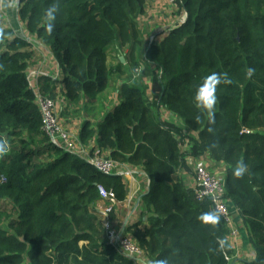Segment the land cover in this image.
I'll return each instance as SVG.
<instances>
[{
  "label": "trees",
  "instance_id": "obj_1",
  "mask_svg": "<svg viewBox=\"0 0 264 264\" xmlns=\"http://www.w3.org/2000/svg\"><path fill=\"white\" fill-rule=\"evenodd\" d=\"M53 2L19 0V19L34 41L0 31V141L8 144L0 154V264L135 263L108 244L97 210L99 187L127 201L126 179L103 175L54 146L43 129L27 78L38 63L36 45L52 55L60 74L39 79L42 94L64 100L63 119L72 106L87 114L81 144L150 179L141 219L130 232L152 264L165 258L230 264L235 256L227 224L211 201L197 200L182 175L191 172L189 158L203 156L226 167L225 198L239 211L256 254L243 264H264V0H176L187 20L163 39L159 55H145L138 27L148 0H55L49 33L43 14ZM112 49L125 65L109 64ZM148 62L160 71L151 100L142 79L150 76ZM248 68L255 70L251 78ZM135 70L142 81H123ZM212 72L227 73L232 84L217 87L210 121L193 96ZM114 88L116 104L95 124L89 119L95 105L105 110L102 96ZM162 109L184 128L156 116ZM235 167L246 174L236 176ZM205 213L217 222L203 224Z\"/></svg>",
  "mask_w": 264,
  "mask_h": 264
},
{
  "label": "crops",
  "instance_id": "obj_2",
  "mask_svg": "<svg viewBox=\"0 0 264 264\" xmlns=\"http://www.w3.org/2000/svg\"><path fill=\"white\" fill-rule=\"evenodd\" d=\"M18 5L19 0H1L0 1V31L10 29L14 31L17 37H23L26 35L27 27L26 24L21 22L18 16ZM176 6L169 2V0H148L147 3V11L146 15L142 17L144 22L142 23V19L140 18L138 22V27L143 33L144 36V51L145 55L153 50L157 55H159V48L160 44L167 36L171 30L176 25L177 21L183 16L181 13L182 11L175 10ZM180 12V13H179ZM155 37V41L152 45L149 44V38ZM36 51L38 52L36 55V59L38 60V63L35 65H31L29 68V71L32 72L34 69H39L40 71L44 72L46 74V77L49 76L50 78H55L58 76L59 68L55 60L53 59L52 55L44 48H42L41 45H36ZM117 54V53H116ZM119 56V54H117ZM115 56V50L112 49L109 53V64L111 65V59ZM156 59H160V56H156ZM144 60L148 61L146 56H144ZM149 69L151 72H149L150 76L143 78V83L148 87V96L147 98L151 100L152 98V79L159 76L160 71L156 63L148 62ZM146 67H143V70H145ZM113 90V89H112ZM112 96H117V92L114 90L112 93ZM116 102V99H115ZM116 104V103H115ZM105 107L107 105L105 104ZM161 117L162 121L177 124L178 126L182 125L181 121L177 120L172 114L168 112H164V109L160 110V113H158ZM104 115V114H103ZM69 123H74L72 126H80L81 128V120H78V118L73 117H65L64 118ZM90 119V118H89ZM92 120V119H91ZM92 122L95 123V121L92 120ZM99 123V121H98ZM78 131V128L77 130ZM79 133V132H77ZM184 150H187V144L184 145ZM207 162L210 167H216L218 166L220 170L224 174L225 179V172L226 167L222 164H216L212 162L209 157L203 156L201 158L195 159V158H189L188 163L189 167L191 169V172L184 173V175L187 186L194 188L195 187V180H194V169L198 164ZM223 168V169H222ZM139 171V170H138ZM134 179L128 181V201H126L123 205L119 206L115 213L112 215L110 221L112 226L115 229L118 230H125V233L130 237L133 238L130 228L134 225L139 223L142 213L144 211V205L143 207L136 211L133 215V209L137 205V202L133 199V194L136 192L138 195H141L142 197L145 196L149 191V184L147 182V178L144 174V172L139 171L138 173H134ZM132 200L129 202V199ZM143 204V202H142ZM104 203L99 202L97 204V210L100 212L101 208H103ZM231 209V215H232V224L230 227H228V243L235 249V256L230 260V264H243L244 262H254L256 260V254L253 251L250 242H249V236L248 232L242 222L241 216L237 209H235L230 204ZM103 224V223H102ZM233 230H238L239 235L238 237L234 239H230V234ZM134 239V238H133ZM135 240V239H134ZM146 252V251H145ZM147 255V253H146ZM148 256V255H147ZM148 259V257H147ZM134 264H152L149 260L147 263H144L143 261L134 260Z\"/></svg>",
  "mask_w": 264,
  "mask_h": 264
},
{
  "label": "built area",
  "instance_id": "obj_3",
  "mask_svg": "<svg viewBox=\"0 0 264 264\" xmlns=\"http://www.w3.org/2000/svg\"><path fill=\"white\" fill-rule=\"evenodd\" d=\"M169 2L175 4L176 0H169ZM185 18L186 14L184 13L183 17L177 21L174 28L183 24ZM22 38L34 41V38L29 33L24 35ZM148 41L149 44L152 45L155 41V37H150ZM42 76H46V74L39 69H34L32 72L28 70L27 78L35 93V102L41 113L43 129L48 135L50 142L54 146L60 147L71 154L77 155L82 161L90 164L103 175L123 177L126 181L135 180L134 173H138L141 170L128 165L118 164L112 159L100 155L97 151L92 152V145L84 146L81 144L79 140V133H73L70 131V129H68L63 122L65 119L61 118L59 114V104H63L64 100L60 98L53 100L42 94L38 83ZM59 76L60 74L58 73V76L55 79H58ZM207 164V162H202L201 164H198L193 171L195 180V187L193 189L195 191L196 198L198 201H211L217 215L225 221L228 227H230L232 224L230 204L232 205V203L225 198V179H220L218 173L213 171L212 167ZM146 178L150 186V179L147 176ZM1 181L2 183H6L5 178H2ZM98 191L100 200L104 203L103 208L100 210V215L105 228L106 240L108 244L116 252L127 258L147 263L148 259L146 252L136 243V241L133 238H130L125 233V230L115 229L111 224L110 219L112 215L115 213L116 209L125 202L119 203L114 193L108 192L102 187H99ZM133 199L137 202V205L134 207L132 215L143 207L141 195H138V193L135 192L133 194ZM131 200L132 198L129 199V202ZM238 235L239 231L233 230L230 234V239L235 240Z\"/></svg>",
  "mask_w": 264,
  "mask_h": 264
},
{
  "label": "clouds",
  "instance_id": "obj_4",
  "mask_svg": "<svg viewBox=\"0 0 264 264\" xmlns=\"http://www.w3.org/2000/svg\"><path fill=\"white\" fill-rule=\"evenodd\" d=\"M58 11V4L53 2L49 7L44 11V19L46 21L45 27L46 30L51 33L54 28V21L56 19V14ZM255 70L252 68L247 69V77L251 78ZM221 84L230 85L232 80L228 78L227 73H217L212 72L210 75L203 78V80L195 86V92L193 96L194 103L196 107L203 112L207 113L209 120L214 119V107L217 102L216 90L217 87ZM8 150V144L6 141H0V154L5 153ZM243 171H238L236 174L239 176ZM200 221L205 224H215L218 220L214 213H205L199 217ZM156 264H169L168 260L160 259L156 261Z\"/></svg>",
  "mask_w": 264,
  "mask_h": 264
},
{
  "label": "rangeland",
  "instance_id": "obj_5",
  "mask_svg": "<svg viewBox=\"0 0 264 264\" xmlns=\"http://www.w3.org/2000/svg\"><path fill=\"white\" fill-rule=\"evenodd\" d=\"M1 1V0H0ZM175 6H176V8H175V10L176 11H180V9H179V6L177 5V3H175L174 4ZM184 11H182L181 13H183ZM183 17V16H182ZM181 17V18H182ZM180 18V19H181ZM142 19V18H141ZM143 20V19H142ZM144 22V20L142 21V23ZM166 37V36H165ZM112 61H111V65L112 66H117V61L119 60V56L115 53V56L111 59ZM146 62V64H147V61L146 60H142V62L141 63H145ZM149 71V70H148ZM133 72V73H132ZM126 74H127V76H125L124 78H123V81H129V82H132V80H138V81H142V75H141V73L140 72H138V70H135V71H131V73L129 72V71H126ZM132 75H134L133 77H132ZM142 78V79H141ZM148 78V77H147ZM149 79V78H148ZM119 84H121V83H119ZM153 85V84H152ZM119 88V87H118ZM118 88H114L113 90L112 89H110L109 91H108V93H105L103 96H102V103H104V105L106 104L107 105V107H105V110H102V109H100V105L99 104H96L95 105V110H94V112L92 113V115H90V119H92L93 121H95V124H97V122L98 121H100L101 119H102V117H103V114H105L106 112H108V111H110V110H112V108L114 107V105H115V99L117 100V97L115 96V95H113L112 96V92L114 91V90H117ZM63 105V106H62ZM61 106L62 107H65L66 106V104L63 102V104L61 103V104H59V114H60V111H61ZM78 109V108H77ZM75 107H73L72 106V108H69L67 111H68V115H69V117L71 116V117H73V115H75V116H77V114L79 113V115L77 116V117H73V118H78V120H84V118L86 119V118H88L87 117V114L86 113H84V112H82L81 110H79L80 112H78L77 113V110ZM80 109H81V107H80ZM74 112H75V114H74ZM164 112H167L166 110H164ZM169 113V112H168ZM154 117V116H153ZM62 118V117H61ZM154 118H156V117H154ZM63 121V120H62ZM64 122V124L67 126V128L68 129H70V131H72L73 133L74 132H79V130H80V126L78 125V126H72V124H74V123H69V122H67L66 120L65 121H63ZM75 125V124H74ZM77 128H78V131H76L77 130ZM223 169V168H222ZM212 170L213 171H215V172H217L218 173V175H219V178L220 179H224V174H223V172L220 170V168L218 167V166H216L215 168L213 167L212 168Z\"/></svg>",
  "mask_w": 264,
  "mask_h": 264
},
{
  "label": "water",
  "instance_id": "obj_6",
  "mask_svg": "<svg viewBox=\"0 0 264 264\" xmlns=\"http://www.w3.org/2000/svg\"><path fill=\"white\" fill-rule=\"evenodd\" d=\"M186 20H187V16H186V18H185V21H184V23L186 22ZM119 60H120V62L123 64V65H125L126 64V60H125V58L122 56V57H119ZM241 170V167H235V168H233V172H234V174L237 176V172L238 171H240ZM242 174H246L245 173V171L243 170L242 171V173L240 174V175H242ZM0 199H1V197H0Z\"/></svg>",
  "mask_w": 264,
  "mask_h": 264
}]
</instances>
